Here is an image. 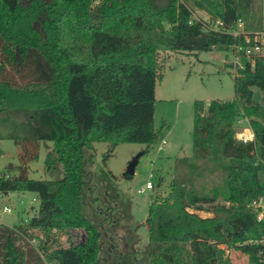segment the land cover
I'll use <instances>...</instances> for the list:
<instances>
[{
    "label": "trees",
    "instance_id": "trees-1",
    "mask_svg": "<svg viewBox=\"0 0 264 264\" xmlns=\"http://www.w3.org/2000/svg\"><path fill=\"white\" fill-rule=\"evenodd\" d=\"M258 1L0 0V141L10 138L22 148L18 173L0 175V192L35 191L40 200L28 223L0 222V264H99L100 229L83 211L95 143L108 144L104 161L122 142L143 143V154L149 152L160 131V53L228 50L241 38L208 29L196 9L227 27L242 19L249 30L264 27ZM254 86L262 90L261 103ZM234 93L212 99L206 110L195 103L193 153L174 159L169 191L153 195L149 206L150 264H232L223 244L264 264L257 258L264 245L249 243L264 236V221L250 206L264 199L262 59L246 61L234 75ZM243 115L254 141L235 137ZM42 141L53 142L46 166L62 163L64 178L28 175ZM76 231L80 239L58 243ZM116 254L121 264H134L130 252Z\"/></svg>",
    "mask_w": 264,
    "mask_h": 264
},
{
    "label": "rangeland",
    "instance_id": "rangeland-1",
    "mask_svg": "<svg viewBox=\"0 0 264 264\" xmlns=\"http://www.w3.org/2000/svg\"><path fill=\"white\" fill-rule=\"evenodd\" d=\"M258 6H261L264 18V0H259ZM195 14L199 18L208 17L207 12L201 9H196ZM260 29L262 28L249 30ZM233 59V51L216 48L160 53L162 76L157 79L155 101V127L160 130L159 136L149 152L141 155L132 178H125L123 173L129 161L143 151L145 144L119 143L113 154L104 161L108 144L95 143L91 181L83 194V211L100 229L99 264H121L117 252H130L134 264H150L151 238L146 219L152 196L165 195L169 191L174 159L178 156H191L193 153L196 101L204 102L206 110L212 99L229 100L234 97L236 69L230 62ZM253 90L254 100L261 103V88L254 86ZM246 118L249 119L243 115L235 121L237 129L250 125ZM52 146V141L41 142L38 158L28 163V175L31 178L65 177L62 163L52 168L45 164L46 155ZM0 149L3 153L0 155V175L8 173L9 169L17 174L21 146L13 139L5 138L0 141ZM104 172L107 176H104ZM148 180L153 182V188L140 192ZM218 203L224 202L219 199ZM39 204L35 191L19 190L7 194L0 192V220L9 226L28 223L38 211ZM4 205H9L12 211H4ZM191 211H196L201 216H213V212L209 210ZM81 236V231L72 233L70 237L63 234L58 243L67 246L70 240L80 239ZM227 248L229 253L225 254L232 264H254L248 253L231 246Z\"/></svg>",
    "mask_w": 264,
    "mask_h": 264
},
{
    "label": "built area",
    "instance_id": "built-area-1",
    "mask_svg": "<svg viewBox=\"0 0 264 264\" xmlns=\"http://www.w3.org/2000/svg\"><path fill=\"white\" fill-rule=\"evenodd\" d=\"M104 0H92V5H98ZM205 20L206 27L208 29L226 31L232 34L236 38H241L239 41H235L232 45L229 46L228 50L234 52V59L230 61L235 67V75L240 73L241 69L246 67V61L250 62L251 65H254L257 59H262L264 62V27L260 30L250 31L245 28L244 21L238 19L232 26H226L224 21L220 18L212 19L209 15L207 18H202ZM249 123V119L246 118ZM235 137L238 140L248 142L255 140V133L250 125L242 126L240 129H237L235 132ZM153 174H150L152 177ZM154 186L151 180L146 182V185L140 189V192H144L146 189H152ZM250 206L256 213L257 219L259 221H264V199L263 197L255 198L250 202ZM4 211L11 212L12 208L9 205L4 206ZM251 244L264 245V236L260 239L250 240ZM225 249V252L229 253V249L222 246ZM227 256V254H225ZM257 258L264 263V248H260L257 251Z\"/></svg>",
    "mask_w": 264,
    "mask_h": 264
},
{
    "label": "water",
    "instance_id": "water-1",
    "mask_svg": "<svg viewBox=\"0 0 264 264\" xmlns=\"http://www.w3.org/2000/svg\"><path fill=\"white\" fill-rule=\"evenodd\" d=\"M143 154V152H139L138 154H136L128 163L127 168L125 170V173H127L128 175H134L135 174V170H136V166L139 162V159L141 157V155ZM12 165L10 164L9 167H11ZM7 193V192H6Z\"/></svg>",
    "mask_w": 264,
    "mask_h": 264
},
{
    "label": "crops",
    "instance_id": "crops-1",
    "mask_svg": "<svg viewBox=\"0 0 264 264\" xmlns=\"http://www.w3.org/2000/svg\"><path fill=\"white\" fill-rule=\"evenodd\" d=\"M7 193H8V192H7ZM7 193L5 192V194H7ZM4 206H5V205H4ZM4 206H3V208H4ZM3 210H4V209H3ZM36 212H37V211H36ZM0 222L3 223L1 220H0Z\"/></svg>",
    "mask_w": 264,
    "mask_h": 264
}]
</instances>
